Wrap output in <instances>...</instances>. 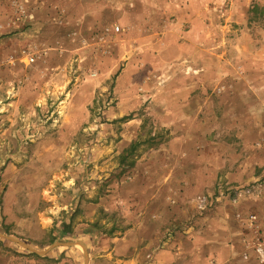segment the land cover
Instances as JSON below:
<instances>
[{
  "label": "rangeland",
  "instance_id": "rangeland-1",
  "mask_svg": "<svg viewBox=\"0 0 264 264\" xmlns=\"http://www.w3.org/2000/svg\"><path fill=\"white\" fill-rule=\"evenodd\" d=\"M255 7L0 0V208L17 231L84 242L85 264H264Z\"/></svg>",
  "mask_w": 264,
  "mask_h": 264
},
{
  "label": "crops",
  "instance_id": "crops-1",
  "mask_svg": "<svg viewBox=\"0 0 264 264\" xmlns=\"http://www.w3.org/2000/svg\"><path fill=\"white\" fill-rule=\"evenodd\" d=\"M14 223L17 222L7 210L0 208V264H78L82 260L80 256L84 260L83 264L87 263L89 249L84 242L55 240L41 245L22 236ZM240 245L242 253L250 250L244 244ZM70 251L78 257L72 256Z\"/></svg>",
  "mask_w": 264,
  "mask_h": 264
},
{
  "label": "built area",
  "instance_id": "built-area-1",
  "mask_svg": "<svg viewBox=\"0 0 264 264\" xmlns=\"http://www.w3.org/2000/svg\"><path fill=\"white\" fill-rule=\"evenodd\" d=\"M257 253H258L259 255H261L262 257H264V250H263L262 247L257 248Z\"/></svg>",
  "mask_w": 264,
  "mask_h": 264
},
{
  "label": "trees",
  "instance_id": "trees-1",
  "mask_svg": "<svg viewBox=\"0 0 264 264\" xmlns=\"http://www.w3.org/2000/svg\"><path fill=\"white\" fill-rule=\"evenodd\" d=\"M254 10L255 11H260V14L264 16V8L260 10L258 7H255ZM131 149L133 150L134 149V146H132Z\"/></svg>",
  "mask_w": 264,
  "mask_h": 264
}]
</instances>
